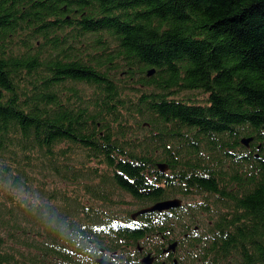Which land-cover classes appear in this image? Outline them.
<instances>
[{"label": "trees", "instance_id": "trees-1", "mask_svg": "<svg viewBox=\"0 0 264 264\" xmlns=\"http://www.w3.org/2000/svg\"><path fill=\"white\" fill-rule=\"evenodd\" d=\"M172 241L264 264V0H0V264Z\"/></svg>", "mask_w": 264, "mask_h": 264}, {"label": "water", "instance_id": "water-1", "mask_svg": "<svg viewBox=\"0 0 264 264\" xmlns=\"http://www.w3.org/2000/svg\"><path fill=\"white\" fill-rule=\"evenodd\" d=\"M149 73H151V71ZM250 139H251L250 137L242 138L241 142L244 145H248ZM158 168L160 171L164 172L167 169V166L164 163H159ZM181 201L182 200L180 198H176V197L159 200L151 205L137 209L136 211L132 212L130 215H131V218L134 219L136 216L147 213V212H153V211L161 212L164 210L177 208L181 205ZM176 244H177L176 241H172L163 250V252L174 251ZM152 260H153V257L150 255V253H147L141 258V264H151ZM94 261L97 264H112L110 260L105 259L103 257H96Z\"/></svg>", "mask_w": 264, "mask_h": 264}, {"label": "flooded vegetation", "instance_id": "flooded-vegetation-1", "mask_svg": "<svg viewBox=\"0 0 264 264\" xmlns=\"http://www.w3.org/2000/svg\"><path fill=\"white\" fill-rule=\"evenodd\" d=\"M177 243V241H176ZM167 244V243H166ZM139 256H138V264H141V258L146 255L148 252L143 251V249H139ZM177 257H179V255L176 253V247L174 249V251H170V252H161L158 254V256L153 255V260L151 262V264H177ZM112 262V261H111ZM113 264V262H112Z\"/></svg>", "mask_w": 264, "mask_h": 264}]
</instances>
